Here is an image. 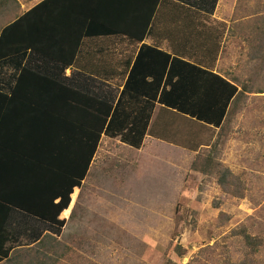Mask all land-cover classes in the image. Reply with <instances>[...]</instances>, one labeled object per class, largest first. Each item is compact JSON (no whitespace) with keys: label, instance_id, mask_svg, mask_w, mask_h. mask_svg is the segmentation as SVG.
I'll return each instance as SVG.
<instances>
[{"label":"trees","instance_id":"16d2710c","mask_svg":"<svg viewBox=\"0 0 264 264\" xmlns=\"http://www.w3.org/2000/svg\"><path fill=\"white\" fill-rule=\"evenodd\" d=\"M159 3L44 0L13 21L0 20V69L15 68L10 76L0 77V264L36 263L31 255L51 250L58 242L42 232L24 237L25 231L9 227L10 216L21 212L16 224L34 221L60 236L66 221L59 220V215L68 208L73 188L81 186L102 134L120 137V142L136 150L148 133L175 144L177 125L173 122L170 128L162 122L183 119L194 124L195 134L183 145L196 152L202 144L208 150L212 132L223 127L229 106L239 94L237 87L147 46L140 48L126 91L115 106L111 96L100 98L90 88L94 80L82 74L75 80L65 78L64 69L76 61L83 40L123 36L142 42ZM59 5L70 6L67 17L61 14L54 22H37L46 9ZM41 40L51 44L43 46ZM47 48L58 53L68 49L70 57L54 58ZM147 53L152 55L150 63ZM44 62L55 67V73L44 70L49 68ZM106 76L114 78L116 73L107 71ZM213 79L221 88L203 91L202 85L214 83ZM138 101L143 103L140 108ZM156 105L167 113L150 127ZM229 185L225 176L222 186ZM56 199L60 200L57 204ZM248 230L242 227L234 235L243 245V258L226 264H264L258 260L264 252V235ZM33 243L37 244L31 250L17 249Z\"/></svg>","mask_w":264,"mask_h":264},{"label":"rangeland","instance_id":"374dc122","mask_svg":"<svg viewBox=\"0 0 264 264\" xmlns=\"http://www.w3.org/2000/svg\"><path fill=\"white\" fill-rule=\"evenodd\" d=\"M246 2L254 28L238 44L240 92L208 150L103 141L97 187L82 189L54 247L22 264H226L244 256L236 230L264 235V0H238L243 18Z\"/></svg>","mask_w":264,"mask_h":264},{"label":"crops","instance_id":"0c3cea01","mask_svg":"<svg viewBox=\"0 0 264 264\" xmlns=\"http://www.w3.org/2000/svg\"><path fill=\"white\" fill-rule=\"evenodd\" d=\"M43 1L44 0H0V20L13 21L15 18L25 15ZM140 5L141 4L138 6ZM46 10L47 11H44L45 13L39 15L41 17H37L38 23L54 22L55 18H59L61 14V18L67 17L70 6L59 5L50 7ZM250 11V6L247 5L246 2L244 4L245 16L244 18L241 17L238 11V0H160L148 27L147 35L142 42H131L123 36L83 40L79 51L76 53V61L72 66L64 69V76L66 79L75 80L78 74H82L90 81L94 80L93 82L91 81L92 86L90 88L97 92L100 98H109L111 96L115 106L121 93L126 91V82L140 48L142 46H147L162 51L171 58L179 59L208 71L236 86L240 92V88L237 85L239 76L237 50L238 44H244V37L251 38L253 35L252 27L254 28V21L252 19V12ZM262 22L261 32L264 34V19ZM40 42L43 46H49L51 44L45 40H41ZM47 51H50L49 53L52 54L54 58H69V54L71 53H69L68 49L59 53L49 48H47ZM146 56V62L150 63L152 55L147 53ZM35 58H38V56L35 55ZM43 65H49V68L44 70H52L55 73V69H53L55 67L50 63L44 62ZM107 71H114L116 73L115 79H107ZM167 71L164 73L163 81H165ZM14 72L15 68L12 66L1 68L0 77H8ZM89 80H87V82ZM213 82L214 83L211 84H203L202 90L209 91L221 88V83L214 79ZM213 86L216 89H214ZM234 100L235 98L232 103ZM135 105L133 101L131 107L134 108ZM137 106L140 108L143 106V103L138 101ZM165 113L167 112L162 110L159 105H156L152 113L150 127H152V123L155 124L158 119L160 120V117L165 115ZM173 122L175 123L174 126L177 125L178 129L175 137L177 143L175 144L162 140L164 138L161 136H151V134L148 133L143 139L141 148L136 150L120 142V137L111 138L104 133L101 136L95 157L97 156L101 143L105 140L116 142L120 147L128 148L132 153L136 151L139 152L143 148H146L147 142L150 143L149 145H153L154 148L158 147V145L163 142L164 145H169L168 147L170 148L196 154L206 149L205 144H202L198 151L194 152L183 145V142L189 138L190 134L192 137L195 136L191 130L194 124L183 119L172 120L171 118L164 120L162 123L166 125L169 124L171 128ZM190 124L192 125L190 126ZM210 129L212 128H207L208 131ZM198 141L199 139L197 142ZM146 151H149L148 148ZM95 157L92 158L90 162L88 172L81 186L79 188H73V193L70 196V204L68 208L59 215V220H65L67 222L71 218L76 200H78L83 188L88 195L89 193L92 194L93 189L97 187V180L93 172ZM59 201V199H56L55 204ZM20 213L21 212H16L11 214L9 227L15 226L25 231L22 232L25 234L24 237L42 232V236L50 234L59 241V236H56L54 232H50L44 225L35 223L34 221L28 220L30 223L27 225L16 224L18 222L17 219L22 218ZM36 244L37 243L20 246L17 249L22 251L31 250Z\"/></svg>","mask_w":264,"mask_h":264}]
</instances>
